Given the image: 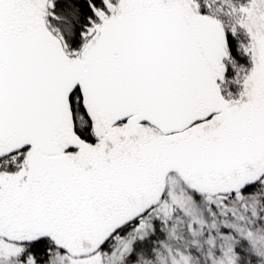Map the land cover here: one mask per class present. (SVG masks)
<instances>
[{
  "label": "snow or ice",
  "instance_id": "1",
  "mask_svg": "<svg viewBox=\"0 0 264 264\" xmlns=\"http://www.w3.org/2000/svg\"><path fill=\"white\" fill-rule=\"evenodd\" d=\"M0 264H264V0H0Z\"/></svg>",
  "mask_w": 264,
  "mask_h": 264
}]
</instances>
